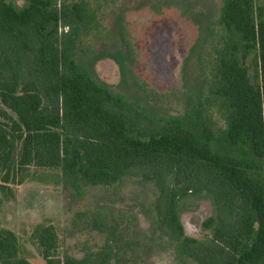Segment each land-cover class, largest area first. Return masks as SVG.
<instances>
[{
  "label": "trees",
  "instance_id": "16d2710c",
  "mask_svg": "<svg viewBox=\"0 0 264 264\" xmlns=\"http://www.w3.org/2000/svg\"><path fill=\"white\" fill-rule=\"evenodd\" d=\"M28 1L19 9L0 0L2 192L23 184L29 167L60 170L77 185L141 177L158 191L159 230L197 264H264V6L225 0L221 28L199 57L210 60V91L225 103L221 135L198 109L193 119L157 117L78 63L83 39L99 28L89 2ZM253 49L256 78L247 65ZM202 194L215 214L205 222L213 228L206 241L187 235L179 214L185 198ZM36 239L46 264H126L120 252L113 259L114 237L103 254L84 259L53 257L52 227ZM27 253L0 219V264H34Z\"/></svg>",
  "mask_w": 264,
  "mask_h": 264
},
{
  "label": "rangeland",
  "instance_id": "374dc122",
  "mask_svg": "<svg viewBox=\"0 0 264 264\" xmlns=\"http://www.w3.org/2000/svg\"><path fill=\"white\" fill-rule=\"evenodd\" d=\"M7 1L19 9L29 5L28 0ZM85 1L92 6L99 28L79 47L78 63L83 68L101 85L157 117L193 119L198 109L204 123L224 134L225 103L215 100L210 91L213 66L210 60L202 64L199 57L205 40L221 28L225 0ZM255 3L264 6V0ZM258 60V50H251L247 65L253 78L258 75ZM22 176L26 181L12 182L11 192L0 189L4 201L0 219L2 229L20 239L32 263L46 264L45 248L36 237L48 226L57 236L50 250L53 257L103 254L114 237L113 259L120 252L126 264H197L159 230L153 182L126 177L109 186L77 185L60 170L34 167ZM179 214L187 235L201 241L212 236L213 228L205 227L215 215L207 195L185 198Z\"/></svg>",
  "mask_w": 264,
  "mask_h": 264
}]
</instances>
